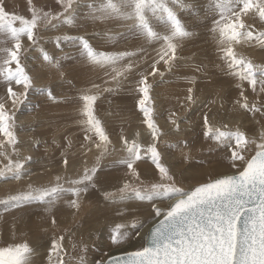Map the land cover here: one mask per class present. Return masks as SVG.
I'll return each mask as SVG.
<instances>
[{
	"label": "rangeland",
	"instance_id": "rangeland-1",
	"mask_svg": "<svg viewBox=\"0 0 264 264\" xmlns=\"http://www.w3.org/2000/svg\"><path fill=\"white\" fill-rule=\"evenodd\" d=\"M168 2L171 4V0ZM185 2L191 3L192 0ZM32 3L44 9H52L53 12L61 11L55 0H32ZM194 8L180 14L189 30L194 32L192 38L182 43L180 55L184 59L171 72L161 65L164 75L149 78L153 85L150 91L151 103L162 133L156 145L165 165L174 176L176 186L186 190L207 181L209 177L238 171L246 163L244 160H237V166L232 167L228 148L204 135L205 113L209 114V120L215 127L225 130L224 126H227L233 131L239 128L246 132L249 139L257 142L264 126V117L257 114L253 118L251 113L235 103L238 98V80L229 73L221 58L222 54L218 52L215 34L210 30L214 17L208 13L209 0H196ZM73 9L77 16L74 27L63 24L60 18L40 28L39 35H83L99 51H135L143 45V39L139 35H122V21H93L87 17V0H78ZM28 16V0H0V25L12 29L15 22V27L18 28L23 18ZM153 25L157 31H166L158 20H153ZM40 42L53 60L61 63L65 80L58 78L59 74L48 66L42 53L35 47L22 57V63L32 77L33 86L30 89L13 84L14 92L9 93L6 82L0 79V142L9 139L5 135L9 113L14 115L13 131L19 142L15 145V151L9 143H3L0 152L5 155H0V167L9 165L10 160L20 161L22 164L20 179L0 177V201L29 191L30 186L31 189L52 187L56 184L57 177H61L60 182L67 187V181L79 178L85 167L91 168L96 164L100 153L93 146L88 149L82 147L85 143L84 133L78 123L80 115L76 100L79 90L89 88L91 82L100 84L102 89H116L111 93L102 91L95 105L97 115L104 121L116 152L101 158L97 173L101 191L91 189L84 196L78 213L68 204L69 200L74 199L70 193L62 194L50 211H45L48 206L38 201L8 212L0 204V258L15 263V249L27 242L33 249L29 264H44L54 237H64L62 244L65 264H75L81 256L86 264H96L97 260L105 258V253L111 254L114 250L129 245L135 251L141 250L146 236L142 235L141 230L160 215L151 216L150 202L138 200L131 193L125 200L113 203L106 201L101 195L103 191H115V187L122 183L120 178L127 172L119 164V159L124 156L119 142L122 130L129 141L136 138V133L139 132L138 140L142 146L147 147L152 142L146 126L142 124L143 114L136 108L139 94L134 91V86L138 76L134 74L116 88L104 76L103 70L94 68L83 60L79 55L78 41H62L63 52L56 49L53 40L41 39ZM6 46L7 41L0 34V48ZM237 51L252 58L257 64H264V51L257 47L241 45L237 46ZM147 54L149 63H138V71L150 69V57L154 53L148 49ZM136 59L139 61L141 58ZM197 66L202 71H196ZM192 76L197 78L195 85L188 82L187 78ZM45 86L48 87L44 88ZM189 87L194 88L195 104L186 100ZM49 89L54 99L49 98ZM25 91L28 92L27 99L21 104ZM247 94L250 103L256 101L250 89H247ZM68 97L72 99H66ZM171 112L181 118L180 132H176L169 123ZM255 148V144H249L245 157L254 154ZM65 156L68 159L67 168L62 162ZM138 164V171L145 183L159 181V174L153 176L154 169L150 168L147 158ZM167 203V199H156V206L162 212L166 210L164 208ZM120 208L128 210L124 217L116 215ZM134 220L143 222V227L130 231L119 246H112L109 238L114 226L118 223L130 226ZM137 231L142 239L136 237ZM85 247L86 251L82 252L81 249Z\"/></svg>",
	"mask_w": 264,
	"mask_h": 264
},
{
	"label": "snow or ice",
	"instance_id": "snow-or-ice-1",
	"mask_svg": "<svg viewBox=\"0 0 264 264\" xmlns=\"http://www.w3.org/2000/svg\"><path fill=\"white\" fill-rule=\"evenodd\" d=\"M77 2L78 0H55V3L60 5L61 11L53 12L52 9L38 7L32 3V0H28L29 16L23 18L20 27H15V22L12 29L6 25H0V34L5 37L8 45L0 48V79L6 82V90L9 93L14 92L13 84L23 85L25 89L33 86L32 77L22 63V57L34 47L42 53L43 60L48 63V66L59 74L58 78L65 80L61 63L59 60H53L50 53L44 50L41 39L53 40L56 49H60L61 52H63L62 41H78L79 55L83 60L94 68L103 70L104 76L110 79L116 88L134 74L138 76L134 86V91L139 94L136 108L143 114L142 124L146 126L152 142L144 147L138 140L139 132L136 133V138L129 141L122 130L119 142L124 156L119 159V164L123 165L127 172L120 178L121 185L115 187V191L101 192L102 197L113 203L125 200L131 193L138 200L150 202L151 216H167L172 227H175L176 220L179 218L183 228L192 227L201 233L210 232L215 235L219 232L221 235L226 234V239H230L235 233L238 237L239 254L237 255L233 250L231 259L225 258L221 264H264V259L260 258L264 255V126L257 142L249 139L246 132L239 128L233 131L227 126H224L225 130L215 127L209 120V114L205 113L203 115L204 135L210 136L218 144L228 148V158L232 167L237 166V160L246 161V170L218 176L215 179L209 177L206 183L198 184L190 190L176 186L174 176L165 165L156 145L162 133L156 123L155 108L151 103L150 91L153 85L149 82V78L164 75L161 65L166 71L171 72L177 67L178 62L184 59L180 55L182 43L192 38L194 32L189 30L180 14L195 9L196 0H192L191 3H186L185 0H171V4L168 0H87V17L93 21L120 20L124 22L122 35L142 37L143 45L135 51H99L83 35L55 37L39 35L40 28L60 18L63 24L74 27L77 16L73 5ZM208 13L214 17L211 20L210 30L217 39L218 52L222 54L221 58L226 63L229 73L238 80L236 84L238 98L235 103L244 111L251 113L253 118L257 114L264 117V64H257L252 58L237 51V46L241 45L257 47L264 51V0H209ZM153 20L163 24L166 31H157ZM148 49L154 53L150 57V69L138 71V63H149ZM136 57L141 59L137 61ZM196 71H202V69L197 66ZM187 79L192 85H195L197 81L195 76ZM247 89L255 95V102H249ZM114 90L116 89H102L100 84L91 82L89 88L79 90L76 98L80 115L78 123L82 127L85 141L82 147L88 149L89 146H93L100 153V156L96 158V164L91 168L85 167L79 178L67 181V187L60 182L61 177H57V182L52 187L31 189L30 186L29 191L0 201L5 212L10 209H20L37 201L48 206L45 211H50L51 206L62 197V194L70 193L74 199L69 200L68 204L78 213L84 196L91 189L101 191L97 183L100 160L104 156L115 153L116 148L109 137L104 121L97 115L95 105L102 91L111 93ZM27 94V91L22 94L21 104L27 99ZM47 94L49 98L54 99L50 89ZM186 100L196 103L193 87L187 89ZM180 119L174 112L169 115V123L176 132L181 131ZM14 121V115L9 113L5 132L9 139L0 142V147L3 143H9L13 151H15V145L19 143L13 131ZM249 144H255L256 148L254 154L246 158L244 153ZM0 155L5 153L0 152ZM6 158L10 159L7 156ZM145 158L150 161V168L154 169L153 176L159 174L158 182L145 183L141 179L138 162L145 161ZM62 162L67 168L66 156ZM21 169L20 161L10 160L9 165L0 167V177L20 179ZM9 173L13 175L9 176ZM172 197L178 199L171 203L167 211L162 212L156 206L157 198L171 200ZM249 199L255 201L251 207H247ZM127 211L126 208H120L116 215L124 217ZM241 215L244 220L243 232H240L238 227ZM52 223L55 226V219ZM142 227L143 222L135 220L130 226L127 223L116 224L111 231L110 244L114 247L119 246L130 231H136ZM161 227L167 229L169 224L162 226L157 223L149 230L154 241L160 235ZM136 236L142 239L139 231L136 232ZM63 239L64 237H54L51 240L44 264H65ZM81 251H86V247ZM14 254L15 264H29L33 249L27 242H23L17 246ZM105 256L107 259L101 258L96 261V264H145L139 251L129 252L121 249L119 256L108 253H105ZM75 264H86V261L81 256Z\"/></svg>",
	"mask_w": 264,
	"mask_h": 264
},
{
	"label": "water",
	"instance_id": "water-1",
	"mask_svg": "<svg viewBox=\"0 0 264 264\" xmlns=\"http://www.w3.org/2000/svg\"><path fill=\"white\" fill-rule=\"evenodd\" d=\"M254 203V200L249 199L247 207H251ZM170 205L171 203L168 205L167 210ZM157 223L162 226L169 224V227L167 229L161 227L160 235L154 241L149 230ZM238 227L240 232H243V215L240 217ZM145 243L146 248L138 250L145 264H221L225 258L231 259L233 250L237 255L239 254L238 237L235 233L230 239H226V234L221 235L219 232L215 235L210 232L201 233L192 227L183 228L179 218L176 220L175 227H172L167 216L164 215L151 224L146 234ZM130 252H135V250ZM111 255L119 256L121 253ZM260 258L264 259V255H261ZM0 264L15 263L0 258Z\"/></svg>",
	"mask_w": 264,
	"mask_h": 264
},
{
	"label": "bare ground",
	"instance_id": "bare-ground-1",
	"mask_svg": "<svg viewBox=\"0 0 264 264\" xmlns=\"http://www.w3.org/2000/svg\"><path fill=\"white\" fill-rule=\"evenodd\" d=\"M243 170H246V163H245V165L240 169V170H238V171H233V172H230V173H226V174H222V175H218V176H223V175H231V174H235V173H237V172H239V171H243ZM218 176H216V177H218ZM216 177H213V179H215ZM208 181V180H207ZM207 181H205V182H202V183H199V184H203V183H206ZM197 185V184H196ZM191 189V188H190ZM189 189V190H190ZM176 199H178L177 197H172V199L171 200H168V203H167V206H166V208H164V209H166L167 210V207H168V205L170 204V203H172L174 200H176ZM165 210V211H166ZM160 216H162V215H160ZM159 216V217H160ZM158 217V218H159ZM158 218H156L155 220H153L151 223H149V225L148 226H146V227H144L142 230H141V232H142V235L144 234H147V231H148V229H149V227L151 226V224H153ZM137 237V236H136ZM145 238H146V236H145ZM132 247H126V248H123V250H125V251H134L135 249H131ZM146 248V243L144 244V247L141 249V250H144ZM114 253H121V249H117V250H114L111 254H114ZM110 254V255H111ZM107 256H105V258H106ZM104 258V259H105ZM6 259V258H5ZM8 260V259H7Z\"/></svg>",
	"mask_w": 264,
	"mask_h": 264
}]
</instances>
